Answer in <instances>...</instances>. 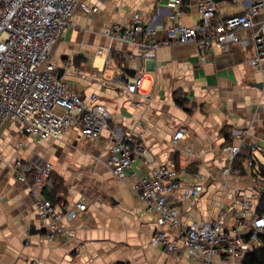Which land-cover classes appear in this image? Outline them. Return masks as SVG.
<instances>
[{"label": "crops", "instance_id": "obj_1", "mask_svg": "<svg viewBox=\"0 0 264 264\" xmlns=\"http://www.w3.org/2000/svg\"><path fill=\"white\" fill-rule=\"evenodd\" d=\"M169 1L86 0L98 12L74 14V27L62 33L52 53L56 78L86 100L94 94L87 105L104 107L111 117L109 130L98 140L86 139L73 126L59 139L37 145L23 138L17 121L2 128L0 264H196L186 254L167 253L151 244L155 232L173 238L193 223H218L250 245L246 253L262 247L257 236L264 234L258 230L264 212V59L259 68L252 66L256 51L251 32L240 33L243 45L230 52L212 50L204 61L192 44L162 46L154 58L145 59L142 48L104 36L111 24L131 26L136 13L145 24L164 27L175 12ZM180 1L174 23L197 25L199 0ZM254 1L223 0L216 4V19L241 14ZM262 25L264 8L256 29ZM138 74V92L127 93L117 79ZM112 129L142 135L143 153L134 159L128 176L165 166L179 173L180 190L166 197L179 210L178 228L160 225L158 215L131 193L129 178L113 177L106 152ZM178 130L184 134L173 144ZM230 147L240 149L232 163ZM15 161L53 166V187L45 196L65 214L63 235L51 241L44 237L28 185L17 182L7 168ZM194 186L199 195L185 198L182 190ZM80 200L85 211L68 218ZM243 260L235 262L222 252L211 258L213 264Z\"/></svg>", "mask_w": 264, "mask_h": 264}, {"label": "built area", "instance_id": "obj_2", "mask_svg": "<svg viewBox=\"0 0 264 264\" xmlns=\"http://www.w3.org/2000/svg\"><path fill=\"white\" fill-rule=\"evenodd\" d=\"M180 4V0L169 1L168 8L175 12L170 13L169 24L164 27L145 24L136 13L131 26L111 24L104 36L142 48L145 59L154 58L162 46L192 44L204 61L212 50L230 52L236 45H243L245 41L240 33L248 31L256 51L251 64L254 68L260 67L264 59V25L256 29V18L264 8L263 0H255L241 14L219 20L216 19V4L211 0H199V22L195 26L174 23L180 15ZM77 11L94 15L98 8L88 5L86 0H0V131L8 122L17 121L23 137L40 144L48 138L59 139L73 126H79L86 139L98 140L103 131L109 130L111 117L104 107L87 105L94 101L95 95L86 100L70 90L56 78V67L51 60L62 33L74 27L73 17ZM117 80L124 84L129 94H136L142 83L139 74L133 78L121 75ZM183 134V130H178L172 136V143L178 142ZM141 137V133L121 134L118 129H112L106 143L107 165L118 181L130 179L131 193L148 211L158 215L161 226L176 229L181 225L179 210L169 204L166 197L180 190L179 173L165 166L155 168L149 174L128 176L134 159L143 153ZM238 155V147L228 149L230 163ZM250 159L248 165L252 166ZM4 164L0 159V166ZM7 168L17 182L28 185L44 237L51 241L63 235L65 214L45 196L53 187V166L48 162L15 161ZM229 171L227 168L225 173ZM182 191L187 199L200 193L196 186ZM85 209L84 200H80L67 217L72 218L76 212ZM259 224L258 230L264 231V212L259 216ZM151 244L162 247L167 253L186 254L196 264H213L211 258L219 252L240 262L250 249L239 236L229 235L215 222L193 223L173 238L156 232Z\"/></svg>", "mask_w": 264, "mask_h": 264}, {"label": "trees", "instance_id": "obj_3", "mask_svg": "<svg viewBox=\"0 0 264 264\" xmlns=\"http://www.w3.org/2000/svg\"><path fill=\"white\" fill-rule=\"evenodd\" d=\"M175 102L180 106H182L183 104L182 101L181 104L177 99L175 100ZM261 174H262V178L264 179V172ZM257 237L260 243L262 244V247L258 250H253L251 253L250 252L246 253L243 260L244 264H264V234L258 235Z\"/></svg>", "mask_w": 264, "mask_h": 264}, {"label": "water", "instance_id": "obj_4", "mask_svg": "<svg viewBox=\"0 0 264 264\" xmlns=\"http://www.w3.org/2000/svg\"><path fill=\"white\" fill-rule=\"evenodd\" d=\"M212 2H214L215 4H218V3H220L221 1H223V0H211ZM58 78H60V76L58 75L57 76ZM83 116V115H82ZM81 116V117H82ZM33 230V227L31 228V231ZM34 232V231H33ZM35 233V232H34Z\"/></svg>", "mask_w": 264, "mask_h": 264}, {"label": "rangeland", "instance_id": "obj_5", "mask_svg": "<svg viewBox=\"0 0 264 264\" xmlns=\"http://www.w3.org/2000/svg\"><path fill=\"white\" fill-rule=\"evenodd\" d=\"M24 138V137H23ZM26 139V138H25ZM35 143V142H34ZM38 145V144H37ZM53 183H54V180H53ZM50 192V191H49ZM156 233V232H155Z\"/></svg>", "mask_w": 264, "mask_h": 264}, {"label": "bare ground", "instance_id": "obj_6", "mask_svg": "<svg viewBox=\"0 0 264 264\" xmlns=\"http://www.w3.org/2000/svg\"><path fill=\"white\" fill-rule=\"evenodd\" d=\"M182 6V5H181ZM175 11V10H174ZM146 23V22H145ZM128 71V70H127Z\"/></svg>", "mask_w": 264, "mask_h": 264}]
</instances>
